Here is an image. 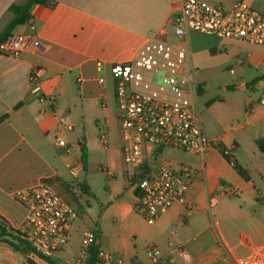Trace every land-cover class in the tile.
<instances>
[{"label": "crops", "instance_id": "obj_1", "mask_svg": "<svg viewBox=\"0 0 264 264\" xmlns=\"http://www.w3.org/2000/svg\"><path fill=\"white\" fill-rule=\"evenodd\" d=\"M27 1L0 0V34L14 20L11 6ZM48 1L53 5H34L31 19L12 31V36L33 35L37 45L18 58L0 53V216L12 229L21 231L27 210L15 194L43 180H51L57 192L71 202L62 169L69 171L71 164L85 173L82 147L87 150L88 170L93 141L105 133L106 145L99 142L105 149L110 143L112 119L106 107L110 65L130 60L147 38L165 33L167 41L188 50L196 75L202 56L212 68L234 63L229 72L238 73V79L224 88L222 96L207 100L204 108L199 98L208 86L200 83L203 92L197 91V103L207 138L232 154L250 179L239 175L217 148L205 156L168 150L179 154L176 163L168 158L176 168L185 164L200 174L187 194L196 209L174 205L141 235L139 251L111 252L102 235L100 249L122 259L123 264L148 263L146 248L151 242H157L168 256L163 264H264V149L259 145L263 142L264 146V107L259 105L264 46L193 31L184 40L176 38L169 20L180 0ZM202 1L231 8L241 0ZM244 1L264 14V0ZM222 57L225 60L218 62ZM98 62L104 66L100 71ZM36 70L37 81L31 83ZM35 86L39 87L37 93L32 91ZM251 88L260 89L258 97L250 95ZM113 97L115 101L114 82ZM103 114L107 116L102 126L98 120ZM117 120L120 122L119 116ZM59 138L66 141L70 153L59 146ZM95 167L102 171L99 164ZM221 183L235 189L236 195L222 193ZM130 191L125 194L131 202L123 200L125 194L114 202L121 220L135 218L136 196ZM87 223L85 215L79 214L69 244L51 258L54 264H82V236L92 229ZM205 245L210 250L206 254L199 251ZM28 259L49 264L0 242V264H29Z\"/></svg>", "mask_w": 264, "mask_h": 264}, {"label": "built area", "instance_id": "obj_2", "mask_svg": "<svg viewBox=\"0 0 264 264\" xmlns=\"http://www.w3.org/2000/svg\"><path fill=\"white\" fill-rule=\"evenodd\" d=\"M169 27L180 40L193 31L264 46V14L244 0L231 8L202 0H180V7L172 14ZM164 35L147 38L130 60L110 65L124 142L122 153L129 166L128 179L136 196L134 211L149 225H154L176 204L188 211L197 207L187 194L190 184L199 178V172L185 164L173 167L165 152L174 150L205 156L216 148L201 126L198 82L191 56L184 46L173 45ZM35 45L33 35L21 34L9 38L0 50L18 58ZM103 67L98 62V70ZM38 74L39 70L33 72L31 83L37 81ZM32 91L39 92V87L35 86ZM259 105L264 107V79ZM100 140L106 145L105 133H101ZM58 144L70 153L65 140L59 138ZM68 168L77 180L81 170L71 164ZM69 183L74 194L82 193L79 182ZM220 190L226 195H236V190L225 183H221ZM15 198L27 210L20 232L34 250V255L51 259L69 244L70 230L78 214L54 185L43 180L17 192ZM96 240L95 230L84 232L80 246L82 264L90 256ZM177 249L185 257L184 250ZM146 254L148 263L135 264H163L168 258L154 244L147 247ZM96 264H123V260L99 248Z\"/></svg>", "mask_w": 264, "mask_h": 264}, {"label": "rangeland", "instance_id": "obj_3", "mask_svg": "<svg viewBox=\"0 0 264 264\" xmlns=\"http://www.w3.org/2000/svg\"><path fill=\"white\" fill-rule=\"evenodd\" d=\"M200 60L203 63L197 67V82L198 85L203 83L208 86L206 92L199 98L200 105L204 108V103L207 100L222 96L224 94V88L228 86V84L234 83L238 79L239 74L232 75L229 72L234 63H221L219 66L212 68L211 63L208 62L206 57L202 56ZM224 60V57H222L218 62H223ZM235 68L237 69L236 66ZM106 77L108 96L106 107L109 108L110 112L108 114L112 119L111 138L108 149H105L103 145L100 144V140L95 141V143L93 141L90 147L92 155L87 172L80 173L77 180H75L65 168L62 169L61 174L68 182L76 184L77 182L85 180L91 187L93 195L79 193L75 194V196L71 194V205L76 209L78 218L79 214L85 215V220L89 222L87 223V227L101 231L104 242L109 245V251L127 252L129 254L135 249L138 251L140 250V241H142V238H144L142 236H144L149 229V224L134 211V206L133 214L135 218L133 219H135V221L132 219V216L131 220L129 218L121 220L120 212L116 205H114L115 199L132 190V186H130L127 178L129 166L125 163L122 153L121 146L124 142L121 123L117 120L119 109L113 97V79L110 70H108ZM249 92L251 93L250 95L258 97L260 89L256 88L253 90L251 88ZM106 116L107 114H103L99 117L98 122L100 125H105ZM165 156L169 159H174V162L179 158V154L173 151L165 152ZM170 163L175 167L176 162L173 163V161H171ZM96 164L100 165L102 171H96ZM124 196L123 200L131 202L132 199L126 194ZM152 244L160 248L157 242H151L148 246ZM73 246L76 247L77 250L76 240H74ZM199 251L206 254L210 250L208 246L205 245L199 248Z\"/></svg>", "mask_w": 264, "mask_h": 264}, {"label": "trees", "instance_id": "obj_4", "mask_svg": "<svg viewBox=\"0 0 264 264\" xmlns=\"http://www.w3.org/2000/svg\"><path fill=\"white\" fill-rule=\"evenodd\" d=\"M36 4H43L46 6H52L53 4L48 1V0H28L27 3L24 5H13L11 6L10 10L14 14V20L10 23V25L7 27V29L0 34V46L6 42L9 38L12 37V31L15 29L17 26L25 25L30 19V11L31 8L36 5ZM0 53L1 50H0ZM264 79V78H263ZM258 81L255 80V82ZM203 92L202 90V85H198V93L201 94ZM261 149H264L263 142L259 143ZM216 148L223 154L225 159L233 165L235 170L241 175L243 178L249 180L250 177L249 175L242 169V167L237 163L235 158L233 157L232 154L227 152L220 144L216 143ZM82 161H83V168L84 172L87 170V150L85 146L82 147ZM49 182L50 184L54 185L51 180H45ZM80 190L82 193L85 195H93L90 188L86 184L85 181L79 182L78 184ZM68 191H70L71 194L75 195L72 192V186L68 182L66 185ZM76 196V195H75ZM69 202V201H68ZM72 204L71 202H69ZM0 242H5L8 245H10L16 252L24 254V255H29L31 253H35L34 250L31 248L30 244L23 238V234L20 231L12 229L9 224L0 216ZM96 233V243L90 253V256L86 260L85 264H96V255L97 251L100 248L99 245V239L101 232L99 230H95ZM37 255V254H36ZM42 260L47 261L49 264H54L50 258H43L41 256H38ZM29 264H37L31 259H28Z\"/></svg>", "mask_w": 264, "mask_h": 264}, {"label": "water", "instance_id": "obj_5", "mask_svg": "<svg viewBox=\"0 0 264 264\" xmlns=\"http://www.w3.org/2000/svg\"><path fill=\"white\" fill-rule=\"evenodd\" d=\"M0 225H1V221H0Z\"/></svg>", "mask_w": 264, "mask_h": 264}]
</instances>
